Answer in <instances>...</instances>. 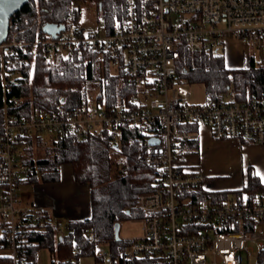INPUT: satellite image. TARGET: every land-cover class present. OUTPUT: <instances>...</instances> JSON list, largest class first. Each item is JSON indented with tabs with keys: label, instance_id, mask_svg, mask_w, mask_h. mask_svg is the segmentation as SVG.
<instances>
[{
	"label": "built area",
	"instance_id": "built-area-1",
	"mask_svg": "<svg viewBox=\"0 0 264 264\" xmlns=\"http://www.w3.org/2000/svg\"><path fill=\"white\" fill-rule=\"evenodd\" d=\"M33 25L34 40H18L16 32L0 45L4 96L21 78L27 57L49 61L81 50L106 59L114 74L126 76L134 93L109 108L99 102L98 90L91 97L98 86L91 83L77 100L63 96L51 114L30 117L8 114L9 104H18L22 96L3 103L0 248L8 251L9 264H31L28 251L47 228L56 237L63 235L44 209L19 201L27 174L20 140L37 135L95 138L119 149L128 131L143 149V165L156 173L154 189L140 194L134 206L141 214L142 235L113 259L89 232V254L74 247L66 264L91 254L100 264H248L253 254L257 260L264 251V190L251 200H197L205 176L187 166L183 155L185 146L198 140L201 126L216 140L264 146V99L249 91L239 98L228 87L210 102L194 104L176 68L184 51L191 60L198 53L217 52L226 36L242 44L263 39L264 0H124L121 15L111 23L99 22L92 33L71 25L52 37L39 31V18ZM152 138L159 143L150 145ZM116 169L125 172L122 165Z\"/></svg>",
	"mask_w": 264,
	"mask_h": 264
},
{
	"label": "trees",
	"instance_id": "trees-1",
	"mask_svg": "<svg viewBox=\"0 0 264 264\" xmlns=\"http://www.w3.org/2000/svg\"><path fill=\"white\" fill-rule=\"evenodd\" d=\"M86 1L96 5L106 23H111L116 16L121 15L124 3V0H29L10 18L8 36L18 32V40H34L37 26L33 23L38 18L41 23L64 24L66 27L77 25L79 3ZM27 59V63L22 67L21 78L16 80L6 96L1 90L0 80V134L4 117L3 103L9 102L12 97L22 96V100L15 105L9 104L8 114L30 117L35 114H51L63 96H67L70 101L77 100L83 95L84 87L91 83H97L99 102L109 108L123 103L134 93V89L127 85L126 76L122 72L112 73L106 59L88 50L74 51L61 58L54 66H50L42 56ZM179 64L176 68L180 77L179 82L185 86L201 84L205 90V102H210L228 87L234 88L239 98L249 91L253 97L264 99V65L255 66L252 59L249 60L247 67L234 69L226 65L225 58L219 51L198 53L192 60L184 51ZM134 137V133L126 132L119 149L112 147L107 141L95 138L77 141L70 136L54 139L37 135L20 140L25 150L21 158L27 167L25 182L28 184L57 182L60 166L67 164L71 167L75 183L90 188L89 217L68 222L61 237H56L51 228L37 235L36 240L39 243L28 251L27 257L31 264L35 262V255L42 248L49 250L51 264H66L74 247L80 248L83 254H89L91 247L89 232L93 233L97 243L108 244L113 259H120V252L130 242L122 243L121 240H115V224L124 219H131L132 216H141L134 208L137 198L142 193L152 191L156 180V173L143 165L141 160L143 149L131 140ZM188 144L185 146L187 152L197 150V143ZM34 146L37 155L34 153ZM100 148L104 149L111 159L118 158L116 165L112 162L113 166L117 168L118 165H122L125 172L120 174L109 196L96 198L92 191L94 156ZM245 178L244 186L231 192L214 193L203 185L201 190L196 192V199L224 201L229 196L238 200L254 199L264 190V183L250 171ZM257 260L259 264H264V251L258 254ZM9 263L8 254L0 255V264ZM137 263L139 262H134Z\"/></svg>",
	"mask_w": 264,
	"mask_h": 264
},
{
	"label": "crops",
	"instance_id": "crops-1",
	"mask_svg": "<svg viewBox=\"0 0 264 264\" xmlns=\"http://www.w3.org/2000/svg\"><path fill=\"white\" fill-rule=\"evenodd\" d=\"M224 39L235 40L230 36ZM245 67L247 66L243 68ZM197 129L198 140L191 142L197 143V150L187 152L185 147L183 156L187 166L200 168L205 176V187L210 192H231L241 189L248 171L264 183V146L227 138L216 140L207 126ZM217 175L226 176L228 179L215 180L214 177ZM23 185H26V188L20 186L21 205L44 209L47 217L60 226L61 221L67 224L70 221L86 219L90 215V188L75 183L70 165L60 166L57 182L34 184L25 182ZM33 264H36V256Z\"/></svg>",
	"mask_w": 264,
	"mask_h": 264
},
{
	"label": "rangeland",
	"instance_id": "rangeland-1",
	"mask_svg": "<svg viewBox=\"0 0 264 264\" xmlns=\"http://www.w3.org/2000/svg\"><path fill=\"white\" fill-rule=\"evenodd\" d=\"M80 12L78 17V26L83 28L86 32H94L97 29L99 22H106L104 17H101L99 11L96 8V5L90 1L81 2ZM219 53L222 54L225 58L226 65L229 68L241 69L238 67H244L248 65L250 59L253 60L255 66L264 65V38L259 40L257 43L242 44L236 40L229 41L228 39L220 47ZM60 59H49L48 63L50 66L57 65ZM113 73V71H112ZM91 88V87H89ZM187 90L190 92L191 102L194 104H200L205 101V90L201 84L187 86ZM97 87H94L90 95L93 99L97 96ZM34 153H36V147L34 146ZM245 159V157L240 156ZM22 158V157H21ZM95 169H94V179L92 183L93 195L96 198H103L109 196L113 185L117 182L120 177L115 166L119 161L118 158H112L110 155L100 148V150L95 153ZM113 162V163H112ZM247 166V165H245ZM200 170V168L198 167ZM226 176H215V180H226ZM23 185L21 187H25ZM26 188V187H25ZM135 212V211H134ZM131 218V217H130ZM139 216H132L131 219H124L119 222V239L122 243L133 242L142 235V225L138 221ZM61 226L63 229L66 227V222L61 221ZM130 244L124 246L126 248ZM121 246V245H120ZM102 247L106 252L110 253V248L107 243H102ZM8 251L0 249V255H6ZM111 254V253H110ZM112 255V254H111ZM36 256V264H50V252L48 249H40ZM74 264H100L93 256L84 255L77 259V262ZM115 264V263H114ZM248 264H257V260L254 257V254L248 258Z\"/></svg>",
	"mask_w": 264,
	"mask_h": 264
},
{
	"label": "water",
	"instance_id": "water-1",
	"mask_svg": "<svg viewBox=\"0 0 264 264\" xmlns=\"http://www.w3.org/2000/svg\"><path fill=\"white\" fill-rule=\"evenodd\" d=\"M29 0H0V45L7 40L9 34L10 18L17 13ZM65 30L64 24H56L46 22L41 27V32L56 37L61 31ZM159 143L158 139H149L150 145H156ZM129 212H127L128 214ZM119 227L115 224L114 236L115 240L119 241Z\"/></svg>",
	"mask_w": 264,
	"mask_h": 264
}]
</instances>
